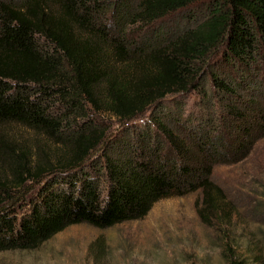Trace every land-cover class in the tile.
I'll return each instance as SVG.
<instances>
[{"label":"trees","instance_id":"trees-1","mask_svg":"<svg viewBox=\"0 0 264 264\" xmlns=\"http://www.w3.org/2000/svg\"><path fill=\"white\" fill-rule=\"evenodd\" d=\"M0 124L51 145L0 172V253L212 206L215 168L264 139V0H0Z\"/></svg>","mask_w":264,"mask_h":264},{"label":"rangeland","instance_id":"rangeland-1","mask_svg":"<svg viewBox=\"0 0 264 264\" xmlns=\"http://www.w3.org/2000/svg\"><path fill=\"white\" fill-rule=\"evenodd\" d=\"M38 148L51 145L0 124L2 178L13 180L17 164L31 167ZM212 179L222 194L212 206L201 191L163 199L140 220L72 225L36 249L1 252L0 264H226V246L247 264H264V139L246 160L216 167Z\"/></svg>","mask_w":264,"mask_h":264}]
</instances>
